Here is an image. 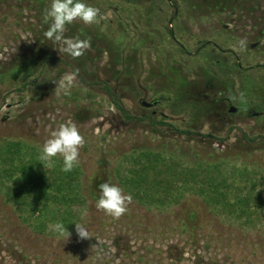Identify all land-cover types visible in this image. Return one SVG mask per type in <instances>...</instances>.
Returning a JSON list of instances; mask_svg holds the SVG:
<instances>
[{
  "label": "rangeland",
  "instance_id": "1",
  "mask_svg": "<svg viewBox=\"0 0 264 264\" xmlns=\"http://www.w3.org/2000/svg\"><path fill=\"white\" fill-rule=\"evenodd\" d=\"M174 1L84 0L104 19L68 26L66 37L91 38V48L73 59L44 36L51 0H0V144L20 141L31 156L60 123L75 122L86 139V204L74 220L93 235L81 240L74 225L67 241L58 237L51 226L60 216L22 213L13 181L0 176V264H264V0ZM242 38L247 50L239 48ZM77 70L70 95L56 90ZM241 92L246 105L226 98ZM157 152L160 166L178 160L237 169L230 202L242 194L237 185L252 187L239 171L253 173L261 219L250 223L183 186L173 190L177 203L133 198L119 219L96 209L101 183L129 194L118 171L129 175L133 159Z\"/></svg>",
  "mask_w": 264,
  "mask_h": 264
},
{
  "label": "trees",
  "instance_id": "2",
  "mask_svg": "<svg viewBox=\"0 0 264 264\" xmlns=\"http://www.w3.org/2000/svg\"><path fill=\"white\" fill-rule=\"evenodd\" d=\"M174 2L176 4V0ZM177 11L178 6L175 13ZM170 32L173 36L172 31ZM208 44L209 41H205L202 45ZM238 65L240 67V63ZM115 103L125 116L131 117L119 101L115 100ZM22 147L23 143L20 141L7 140L0 144V164L5 166L0 176L5 184L9 180L13 181L10 189L18 210L22 213L27 212L29 216L53 212L52 218L57 219L60 216V222H63L70 231L75 225V214L86 204V198L80 193L82 178L80 165L71 172H63L61 171L63 161L56 157L54 158L56 166L45 169L39 162L40 152L28 156ZM135 159H139L138 162H135ZM135 159L130 163L129 175L120 170L118 175L128 193L142 204L162 207L177 203L181 197L175 196L173 190L183 186L186 190L204 195L207 201L214 200L228 205L232 209L231 212H238L240 217L247 215L250 223L261 219L262 213L258 214L253 209L254 205L260 203L259 195L254 192L256 184L253 173L239 171L243 178L247 177L252 187L249 188L247 184L237 185L242 194H238L235 201L230 202L228 192L232 184L229 181L232 182L237 169L229 171L220 164L208 167L199 165L198 168H194L185 166L178 160H171V163L165 162L160 166L159 163L163 161L160 152L138 156ZM45 227V221L39 220L37 229L42 231Z\"/></svg>",
  "mask_w": 264,
  "mask_h": 264
},
{
  "label": "clouds",
  "instance_id": "3",
  "mask_svg": "<svg viewBox=\"0 0 264 264\" xmlns=\"http://www.w3.org/2000/svg\"><path fill=\"white\" fill-rule=\"evenodd\" d=\"M42 19L45 24L49 25L47 31L44 32L45 38L52 41L53 44L59 45L56 49L60 54H67L73 59H79L91 48V38L66 37L68 26L77 21L89 26L98 24L104 19V16L99 8L85 3L84 0H51L50 6L43 11ZM247 46L246 38L239 40L240 50H247ZM77 75L78 70L75 73H65L56 82L58 85L56 90H63L65 95H70L71 88L75 86ZM217 95L225 98L223 91L218 92ZM226 98L234 103L247 104V98L243 92L238 96L229 93ZM85 144L86 139L77 124L69 119L60 123L44 142L39 162L44 165L45 169H51L56 166L54 158L59 156L63 159L61 171L71 172L80 165V150ZM99 191L100 197L95 204L97 210L103 211L115 219H119L129 211V206L133 203V196L130 193L126 194L118 184H113L110 181L101 183ZM75 225L76 233L81 240L93 237L86 226L76 222ZM51 227L58 237H63L65 241L71 236L63 222H57Z\"/></svg>",
  "mask_w": 264,
  "mask_h": 264
},
{
  "label": "water",
  "instance_id": "4",
  "mask_svg": "<svg viewBox=\"0 0 264 264\" xmlns=\"http://www.w3.org/2000/svg\"><path fill=\"white\" fill-rule=\"evenodd\" d=\"M237 109H238V108H237L236 106L231 105L229 111H230V112H236ZM256 114H259V113L256 112V113H254L253 115H256Z\"/></svg>",
  "mask_w": 264,
  "mask_h": 264
}]
</instances>
